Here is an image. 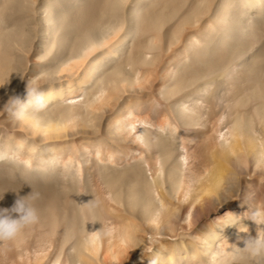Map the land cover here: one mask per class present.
Masks as SVG:
<instances>
[{"label": "bare ground", "instance_id": "6f19581e", "mask_svg": "<svg viewBox=\"0 0 264 264\" xmlns=\"http://www.w3.org/2000/svg\"><path fill=\"white\" fill-rule=\"evenodd\" d=\"M35 84L47 108L16 121L4 105ZM20 141L0 209L34 195L39 222L0 264H264L243 249L264 234V7L0 0V148Z\"/></svg>", "mask_w": 264, "mask_h": 264}, {"label": "clouds", "instance_id": "9594fccd", "mask_svg": "<svg viewBox=\"0 0 264 264\" xmlns=\"http://www.w3.org/2000/svg\"><path fill=\"white\" fill-rule=\"evenodd\" d=\"M254 6L257 8L264 7V0H254ZM50 100L45 92L41 90L39 84L33 85L31 88L27 87L26 99L22 100L19 96H12L4 105L5 109L11 113L16 121L23 122L35 113L45 110ZM29 145L27 141H20L14 146L8 148H0V161L14 159L19 163L18 158L23 156L28 151ZM38 149L32 150V156L35 158ZM47 166L55 168L58 166V160L47 161ZM28 171H32L31 165H28ZM2 198V196H0ZM36 196L27 195L16 200L15 205L9 209H0V242L14 241L20 237L24 231L39 222V215L37 209L33 206L31 201H34ZM100 207L98 200L83 203L79 210V215L85 225L86 222L97 221L95 219L96 210ZM12 213L17 215L13 217ZM251 219L256 225H264V212L257 211L251 216ZM110 235L108 230L92 231L86 239L93 245L97 244L101 239ZM243 249L250 257H257L264 253V234L257 232L255 237L249 236L244 240ZM150 264L156 262L150 261Z\"/></svg>", "mask_w": 264, "mask_h": 264}, {"label": "rangeland", "instance_id": "374dc122", "mask_svg": "<svg viewBox=\"0 0 264 264\" xmlns=\"http://www.w3.org/2000/svg\"><path fill=\"white\" fill-rule=\"evenodd\" d=\"M117 12V14L118 15H122V11H121V9H119L118 11H116ZM15 17H19L20 19H22L23 21L24 20H26L27 22H31V21H33L34 19H35V14H34V12H29L28 14L27 13H23V11H20L18 14H15V15H13V16H11V18H14L15 19ZM13 174H15V173H13ZM13 176V175H12ZM17 176V175H16ZM18 177V176H17ZM21 177H20V175H19V177H18V181H23V178L22 179H20ZM37 190V189H36ZM37 192V191H36ZM49 193V197H50V193H52V191L51 192H47V194ZM48 197V196H47ZM2 201V199H0V202ZM39 203L40 204H42L40 201H39Z\"/></svg>", "mask_w": 264, "mask_h": 264}]
</instances>
